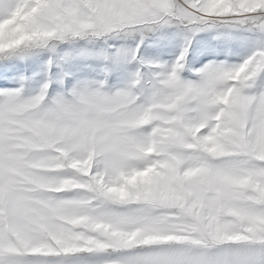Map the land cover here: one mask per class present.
<instances>
[{
    "label": "snow or ice",
    "instance_id": "snow-or-ice-1",
    "mask_svg": "<svg viewBox=\"0 0 264 264\" xmlns=\"http://www.w3.org/2000/svg\"><path fill=\"white\" fill-rule=\"evenodd\" d=\"M0 264H264V0H0Z\"/></svg>",
    "mask_w": 264,
    "mask_h": 264
}]
</instances>
